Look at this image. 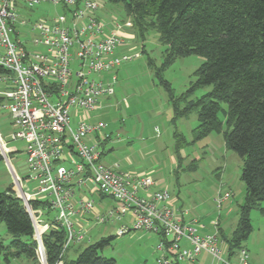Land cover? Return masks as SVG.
I'll list each match as a JSON object with an SVG mask.
<instances>
[{"label":"built area","instance_id":"2783aa9c","mask_svg":"<svg viewBox=\"0 0 264 264\" xmlns=\"http://www.w3.org/2000/svg\"><path fill=\"white\" fill-rule=\"evenodd\" d=\"M42 4L66 12L33 20ZM101 11L97 0H0V66L8 72L0 75V111L10 115L9 139L26 145L27 174L20 178L12 169L13 194L32 219L38 258L47 263L44 237L50 231H66L62 257L72 246L92 242L91 224L118 223L117 237L138 231L160 236L156 264H196L204 254L212 258L209 264H250L246 248L223 257L228 249L220 247L219 221L214 233L202 234L205 227L189 221L168 191L151 190L156 182L150 176L104 163L106 124L92 123L88 115L115 94L116 71L138 55L120 53L132 22L106 20ZM12 153L16 148H8L0 132L1 156L10 162ZM229 197H217L219 208Z\"/></svg>","mask_w":264,"mask_h":264},{"label":"rangeland","instance_id":"374dc122","mask_svg":"<svg viewBox=\"0 0 264 264\" xmlns=\"http://www.w3.org/2000/svg\"><path fill=\"white\" fill-rule=\"evenodd\" d=\"M102 6L106 20L112 17L127 21L122 4L108 0H97ZM63 15L61 7L42 4L33 12V20ZM126 46L121 55L136 56L124 62L116 71L115 94L102 99L99 109L91 112L92 120L107 125L103 133L108 136L102 145L105 151L104 163L119 164L120 169L134 175L150 176L156 185L153 191H168L173 203L188 212L187 219L197 220L204 225V234L214 233L213 224H219L228 239H233L241 207L246 198V187L242 180L244 166L242 158L226 147L224 136L211 133L196 138L198 110L187 111L190 102H198L212 91V87L195 88L196 72L204 63L203 57L192 55L177 58L164 67L166 47L160 42L157 31L150 30L143 39L133 28L127 30ZM33 51L43 49L30 46ZM168 82L175 99L171 100L167 88L159 75ZM175 106L179 112H175ZM0 132L8 148H16L17 153L9 154V161H0V193L14 188L13 165L20 178L27 174L23 141L9 139L13 132L8 111H0ZM178 139H182L178 150ZM13 155V156H12ZM33 188L34 184H28ZM230 193L222 203L216 202L219 195ZM98 200V199H96ZM105 203H110L105 199ZM264 208V202L262 203ZM56 212L51 213L55 217ZM44 219L47 221V212ZM128 219V218H127ZM125 219V221L127 220ZM252 233L242 242L249 254L250 264H264V215L260 209L250 214ZM110 223L93 227L91 243L78 245L82 249L98 242L101 238L114 237L102 255L114 259L117 264H156L160 253L157 246L160 236L153 232H132L117 237ZM0 239L5 246L13 241L4 223H0ZM75 247L72 246L71 250ZM221 249L226 244L220 245ZM228 258V254H223ZM196 264L211 263L207 254ZM39 264H43L38 258ZM235 262V259L232 260ZM0 264H33L26 258L12 259Z\"/></svg>","mask_w":264,"mask_h":264},{"label":"trees","instance_id":"16d2710c","mask_svg":"<svg viewBox=\"0 0 264 264\" xmlns=\"http://www.w3.org/2000/svg\"><path fill=\"white\" fill-rule=\"evenodd\" d=\"M108 1L124 6L126 17L143 39L150 30L158 32L160 42L166 47L164 67L177 58L192 55L205 59L190 91L209 86L212 91L198 102H190L186 110H198L196 138L211 133L223 135L226 147L244 163L242 180L246 198L233 239L226 238L218 226L219 238L232 259L245 248L241 244L252 233L251 212L260 209L264 215V0ZM62 11L65 13L66 8ZM6 73L0 66V75ZM158 75L174 100L170 84ZM2 101L0 97V104ZM175 112H179L177 106ZM182 142L178 139V150ZM0 223L5 224L13 238L9 246L0 239V261L10 263L24 257L39 264L32 219L11 187L0 193ZM113 240V236L101 238L83 249L79 247L72 258L71 247L61 257L66 231H50L44 237L46 262L117 264L102 255Z\"/></svg>","mask_w":264,"mask_h":264},{"label":"crops","instance_id":"0c3cea01","mask_svg":"<svg viewBox=\"0 0 264 264\" xmlns=\"http://www.w3.org/2000/svg\"><path fill=\"white\" fill-rule=\"evenodd\" d=\"M100 16L101 17H104V14L102 13V11L100 12ZM105 18V17H104ZM0 53H1V50H0ZM106 80H109L110 79V77L107 75V76H105L104 77ZM100 106V105H99ZM99 106L97 107V110L99 109ZM88 118H89V121L90 122H92V123H97V122H101V121H97V120H95V122H93L92 120H94V118L92 119V116H91V113H89V115H88ZM106 127H107V125H106ZM13 156V155H12ZM107 165V164H106ZM119 165V164H118ZM10 166L12 167V169H14V167H13V165H11L10 164ZM107 166H111V165H107ZM15 170V169H14ZM136 176H143V174H141V175H136ZM153 191V190H152ZM103 204H106L105 203V201H103L102 202ZM107 205H109V203L108 204H106V206ZM197 221V220H196ZM110 225H112L113 227L114 226H116V225H118L117 226V228H115V233H116V230L118 229V227H119V224L118 223H116V224H110ZM204 226V225H203ZM205 227V226H204ZM214 228V227H213ZM199 230H200V232L202 233V234H204V231L206 230V227L205 228H203V229H200L199 228ZM79 248V246L78 245H75V247L73 248V250H71L70 252H69V257H75L76 256V250ZM207 256H209V255H207ZM210 257V256H209ZM211 257H210V261H211Z\"/></svg>","mask_w":264,"mask_h":264},{"label":"water","instance_id":"95a60500","mask_svg":"<svg viewBox=\"0 0 264 264\" xmlns=\"http://www.w3.org/2000/svg\"><path fill=\"white\" fill-rule=\"evenodd\" d=\"M47 264V263H46Z\"/></svg>","mask_w":264,"mask_h":264}]
</instances>
